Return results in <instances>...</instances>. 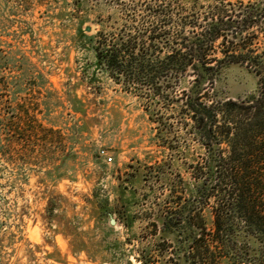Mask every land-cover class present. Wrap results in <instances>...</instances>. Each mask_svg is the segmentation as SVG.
Here are the masks:
<instances>
[{"label": "rangeland", "instance_id": "obj_1", "mask_svg": "<svg viewBox=\"0 0 264 264\" xmlns=\"http://www.w3.org/2000/svg\"><path fill=\"white\" fill-rule=\"evenodd\" d=\"M73 1L0 0V264H171L174 248L158 251L155 229L175 197L188 198L202 150L186 115L150 116L144 101L105 79L98 97L77 90L85 117L72 110L66 92L78 80L68 74L76 73L77 57L82 64L92 57L73 47ZM83 1L93 17L92 0ZM258 1L183 0L182 6L204 15L222 2ZM257 88L254 75L233 65L215 94L238 99ZM161 118L168 135L156 122ZM158 165L162 181L135 173ZM105 200L103 219L97 207ZM109 219L116 224L110 227Z\"/></svg>", "mask_w": 264, "mask_h": 264}, {"label": "trees", "instance_id": "obj_2", "mask_svg": "<svg viewBox=\"0 0 264 264\" xmlns=\"http://www.w3.org/2000/svg\"><path fill=\"white\" fill-rule=\"evenodd\" d=\"M107 1L92 0L93 17L86 2L73 1V47L92 57L84 64L75 59L76 73L68 77L78 82L66 101L85 117L77 90L98 97L105 79L144 101L150 116L170 110L186 115L202 151L191 168L188 198L175 197V206L162 212L155 246L174 248L171 264H264V0L222 2L204 15L183 12V0ZM233 65L255 76V93L238 99L215 94ZM19 111L22 120V104ZM162 121L156 120L168 135ZM140 171L159 180L166 175L162 165ZM107 206L105 200L97 207L103 219Z\"/></svg>", "mask_w": 264, "mask_h": 264}, {"label": "water", "instance_id": "obj_3", "mask_svg": "<svg viewBox=\"0 0 264 264\" xmlns=\"http://www.w3.org/2000/svg\"><path fill=\"white\" fill-rule=\"evenodd\" d=\"M85 30H86V32L89 33V32H91L92 29H91V27H86ZM110 224H111L112 226H114V225L116 224V220H115V219H111V220H110Z\"/></svg>", "mask_w": 264, "mask_h": 264}, {"label": "built area", "instance_id": "obj_4", "mask_svg": "<svg viewBox=\"0 0 264 264\" xmlns=\"http://www.w3.org/2000/svg\"><path fill=\"white\" fill-rule=\"evenodd\" d=\"M103 154H104V152H103ZM104 155H105V154H104ZM104 158H105V161H106L107 163L112 162V158H111V157H107V155H105Z\"/></svg>", "mask_w": 264, "mask_h": 264}]
</instances>
